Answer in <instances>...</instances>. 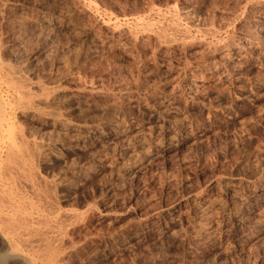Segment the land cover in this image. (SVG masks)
Masks as SVG:
<instances>
[{"label": "rangeland", "instance_id": "rangeland-1", "mask_svg": "<svg viewBox=\"0 0 264 264\" xmlns=\"http://www.w3.org/2000/svg\"><path fill=\"white\" fill-rule=\"evenodd\" d=\"M0 71L58 264H264V0H0Z\"/></svg>", "mask_w": 264, "mask_h": 264}, {"label": "bare ground", "instance_id": "bare-ground-1", "mask_svg": "<svg viewBox=\"0 0 264 264\" xmlns=\"http://www.w3.org/2000/svg\"><path fill=\"white\" fill-rule=\"evenodd\" d=\"M20 103H22V101ZM5 107L6 106L0 102V142H2L1 144L3 145V147H1L2 149H0V234H2L6 240L5 242L8 243L13 258L16 256L22 257V261L24 262L25 260L27 264H58V262L62 260L60 259L57 261L58 259L56 258L57 244L60 240L62 241L60 238H63L60 233L61 229L58 231L60 234L57 232L56 235H54L53 233L55 231L53 232V230L55 226L48 228L47 225H44L47 227L42 228V225L44 223L46 224V222L43 223L45 218L42 221H40L42 217H39L40 219L35 218L37 214L36 211H38L40 207L42 209L53 208V204L49 202V200L52 201L49 199L50 197H48L50 193L47 195L50 191L47 190L48 192L46 193L44 191L45 188L44 190L41 189L43 186L40 187L39 185L41 184V182H38L40 179L37 181L33 179L32 175L34 173L32 174V171L35 168L32 170L31 164L33 165V162L31 163V160L28 159V151L24 147L26 144L25 141L23 142L21 139L22 137L17 136L18 134L15 135L17 136L15 137L11 133V135L8 134L9 136L6 137L7 139L5 140L3 136L4 131L2 132L3 125L7 121L5 120ZM44 183L45 182H43V184ZM53 211L54 210H52L51 213L52 216ZM33 212H35L34 217L32 216ZM50 212L51 211H49V214ZM59 221L58 224L60 223ZM57 234L60 235V237H58ZM57 254L59 256V251ZM19 259L20 258H18V260ZM15 260L17 259L15 258Z\"/></svg>", "mask_w": 264, "mask_h": 264}]
</instances>
